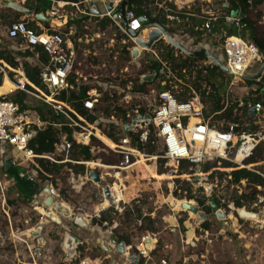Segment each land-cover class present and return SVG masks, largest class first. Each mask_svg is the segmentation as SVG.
I'll list each match as a JSON object with an SVG mask.
<instances>
[{
	"label": "rangeland",
	"instance_id": "rangeland-1",
	"mask_svg": "<svg viewBox=\"0 0 264 264\" xmlns=\"http://www.w3.org/2000/svg\"><path fill=\"white\" fill-rule=\"evenodd\" d=\"M154 2V5L150 7L157 6L159 9L168 11L167 4L172 3L177 10L190 9L194 13L193 16H199L198 18L216 17L218 21L226 15L222 13V5L227 4L226 0H188L185 4H178L175 0H155ZM54 8V18L65 17L68 22V25L59 32L64 33L72 42L76 52L78 63L76 69L81 71V79L76 88L83 85L87 86L89 95L98 101L95 118L104 120L105 117L113 115L119 122L120 115L117 112L114 113L113 110L115 105H119L125 112H129L135 105L147 112L152 110L157 102L155 94L160 89L157 81L145 86L146 93L144 95L130 93L131 88L135 85V80L147 73L144 67L149 59L153 60L152 56L148 52H142L140 57L133 59L130 53L125 54L124 49H131L133 42L112 24L101 28V22L97 19H81L79 18L81 13L71 10L70 7L59 9L57 5H54ZM257 10L262 13V29L264 30V2L257 7ZM23 19L22 15L14 19V14L9 18L10 21ZM1 23L3 26L8 24L7 21H0ZM209 33L203 37L199 48L208 50L223 65L224 61L220 51L221 43L219 42L220 35ZM176 35V42L187 49L185 37L180 34ZM10 44V42L2 41L0 51L3 49L16 55L14 50H9ZM152 48L155 49V46ZM20 52L24 53L25 50ZM16 59L20 63L25 60L19 55H16ZM197 67H202V63H197ZM261 78V83L264 84V74ZM185 79L188 81L187 90L174 85L173 92L175 94L182 92L184 97H188V95H192V82L194 81L193 77H186ZM225 84L224 102L226 106L235 102L243 105L245 99L250 98V96L253 97L250 94L259 88L257 84L248 85L245 80L234 81L227 74ZM30 87L36 93L33 86ZM202 87L204 88V85ZM152 90L154 94L151 93ZM194 93L197 95L195 91ZM108 94L115 96L112 101L105 103L103 101ZM124 96L129 97L127 100H120ZM35 99L33 94L28 95L27 103L31 105ZM108 105L107 114L104 109ZM206 108L207 106H205ZM103 125L99 120L97 130L103 131ZM102 141L106 143L104 140ZM154 148L160 152L161 146L156 143ZM105 152L95 151L93 155L100 153L106 155ZM12 155L17 158L14 153ZM150 156H158V154ZM135 157L138 161V157ZM141 159L136 165L125 171L114 170L112 167L115 166H106L111 167L108 170L84 166L81 176L85 177L90 171L95 172L101 181L98 186L90 182L80 184L78 181L72 180H69V185L63 180L52 181L40 176L34 168H27L26 164L18 161L15 167L21 168L24 175L35 172L33 181L40 187V191L30 203H23L17 197L13 183L7 178L3 179L0 175V264H78L80 259L87 257L99 260V264H117L121 262L120 258L112 255L107 258L108 255L102 251L99 243L105 242L109 233L117 241H119L118 235L127 234L131 236L132 248L138 254L135 239L145 232H149L153 236L152 238L156 240V248L149 255L151 261H148V264H156L161 259H165L169 264H264V224L254 222L256 217L250 221L241 220L237 215L239 209L228 208L231 198L235 194L239 195L247 187V184L245 181H241L239 184L231 186L229 182L224 183L222 180L232 171L239 169L235 167L223 168L220 166V162H216L213 171L225 175L221 179L216 176L220 181L217 179V190L214 189V193L211 192L208 185H205L206 188L210 189L211 198L214 197L213 199L217 201L218 206H222L218 208L224 216L222 220L217 219L211 211L204 212L196 204L194 200L201 197V194L195 191L194 184V188H192L193 202L198 210L203 211L207 216V220L199 221L196 224L194 215L180 213L178 212L180 209L174 210L175 205L172 199L180 202L186 200L185 198L174 197V190L183 188L182 181H200L202 176L194 174L195 178H189L188 174L178 175L177 167L174 164L170 170H165L163 167L161 176L164 177L161 178L157 174L159 159L156 161ZM134 160L135 158L132 159V161ZM88 163H98L105 166L101 164L100 159ZM251 165L255 167V170L264 174V170H260V167L264 166V162ZM115 173L120 174L118 179L124 185L127 195L131 194L130 199L126 200L128 202L125 209L135 208L139 210L141 226L135 224L136 220L133 221L137 217L135 213L133 217L124 218V211L119 215L114 210L108 215L110 222L103 223L100 227L92 224L93 212L100 205L99 200H101L99 197L95 198L94 195L97 194L99 186L112 185L116 182ZM45 186L51 190L54 204L64 207L67 214H75V216L85 220L87 228L77 229L68 223L67 218L56 214L52 207H46L43 204L44 199L48 196L43 191ZM115 189L116 187H114ZM258 190L262 191L261 189ZM176 193L179 195L180 191L178 190ZM258 198L264 199V189L263 195H258L255 202H249L240 209L257 215L264 212V202L258 204ZM205 205H207V201ZM45 214H49L57 220L51 222L45 218ZM205 224L208 225L207 228H203ZM65 233H69L82 243V245L73 247L76 254H73L71 260L63 248ZM188 233L192 236L188 237ZM140 257L143 263L147 259Z\"/></svg>",
	"mask_w": 264,
	"mask_h": 264
},
{
	"label": "built area",
	"instance_id": "built-area-1",
	"mask_svg": "<svg viewBox=\"0 0 264 264\" xmlns=\"http://www.w3.org/2000/svg\"><path fill=\"white\" fill-rule=\"evenodd\" d=\"M3 1H12L15 5L25 8V4L32 0H0V7ZM50 1L52 8V4L56 2V0ZM123 1L124 0H82L79 3H65V5L85 16L110 20L112 25L133 42V46H137L134 42V38L130 37L128 32L135 33L141 30L139 17L132 11L127 10V7L124 12L125 24L117 13H115L116 19H114L111 14V12L120 6ZM107 5H110L111 11L106 9ZM90 6L94 7L95 14L90 12ZM79 9H81V11H79ZM51 12L53 13V11ZM49 18H51V15H49ZM166 18L169 21H174L173 17ZM202 19L204 23L198 30L203 32H209L212 25L211 23L217 20L216 17ZM28 20H31L33 26L28 25L30 23ZM224 20L226 24L238 27L237 18L232 19L226 16ZM143 32L144 31H141L138 37L146 41L147 37ZM4 34L7 41L19 42L21 48L25 50L32 51L35 48H40L42 52L47 55L48 61L46 64L41 63L39 74V80L44 88V92L33 87L36 93L26 91V83H23L21 81L22 79L18 78L15 74L13 78H10V76L8 77L9 68L7 66H0V75L5 73L7 77L11 79L12 85L14 86L13 90H9L7 93L0 95V175L3 179L6 178V174L3 170L5 156L11 159L13 167L17 165L18 161H21L27 165V168H34L37 172L39 171L36 162L37 159H45L55 164L70 163L89 166L88 162H73L70 160L69 157L73 145L88 147L92 155L95 151H106V154L111 152L112 154L121 156L123 162L120 167H112L117 171L130 169L137 163L135 156L143 154L146 160L148 158H154L153 161L157 159L164 160L165 163L163 167L165 170H170L174 164L177 167L180 161L189 162L195 170L198 166L201 169V166L205 163L225 161L232 164L236 169L247 170L264 179V174L255 170L253 165L245 164V161L251 156L257 146H264V94L260 96L259 101L248 103L246 106V117L248 116V110L254 112V116L251 119L247 118L248 121L244 124L246 131H237L238 126L236 124L228 125L226 131L210 126V117L207 119L204 118V107L199 102L198 94L196 95L194 91H192V95H188L189 98L185 102H180L176 98L178 94H175L173 92V87L170 86L172 82L170 80L166 81L160 79H154V82L157 81L160 87L168 86L169 89L157 91L155 94L157 100L156 105L148 112L142 109V113L141 108L135 105L129 112L124 111L123 115L119 114V122L113 115L105 117L104 120L98 119L95 118L96 104L98 101L87 92V96L80 100L86 112V116L79 117L60 99L63 94L65 98H68V90H74V87L69 84V81L73 80L74 84L77 85L81 77V71L76 69L78 65L76 52L72 42L66 35L55 30V28L51 27L49 24L45 27L44 23L38 22L33 18L25 17L23 20H16L6 25L4 27ZM171 38L177 41L175 36ZM161 41L167 44L163 39H161ZM192 46L194 45L187 46L186 50L189 53H193L200 47L199 44L194 47ZM127 51L130 52V49H127ZM220 51L224 61L223 66L227 69L226 74L232 77L234 81H243L245 80L244 76L254 75L260 65L264 63L263 55L259 53L257 48L253 44L240 38H226L220 45ZM141 52H148L153 60H159L158 52L153 48L147 51L141 50ZM201 63L202 67H197V69L214 66L208 59ZM161 65L164 69L165 63H161ZM163 69L162 71H165V69ZM165 73H167L166 78L173 79V76H171L168 71H165ZM143 78L144 76H141L140 80H143ZM17 91L24 92L27 95L33 94L36 98L35 100L46 104L55 116H62L63 122L57 124L53 122H43L33 110L22 109L18 104L9 101L8 97L12 96ZM151 93L154 94L153 90ZM114 96V94L106 95L107 101H112ZM127 97L124 96L120 100H127ZM238 107H243L242 103H238ZM117 108L122 110L119 105H115L113 107L114 113L117 112ZM237 115L240 116L241 112ZM88 117H94L92 122L88 120ZM147 117H149L150 122L147 121ZM99 120L104 124L103 131L97 130ZM191 120H197V122L190 125ZM48 127L58 130V145L54 156L36 155L30 149L29 144L35 137L37 131H43ZM124 128H127V131H124ZM63 129H67L70 133L66 134ZM104 130H106V132H104ZM95 131H98V133L107 138L111 145H104L102 148L92 145V139L96 141L99 140L95 135ZM122 132L124 134H122ZM108 133H111L114 139L117 140L115 141L109 138ZM125 133H127V135H125ZM132 136L136 137L134 141L135 145L143 147L150 144L154 147L156 143L160 144L163 155L150 156L145 154V152H140L136 146H132ZM7 148H9L8 152L6 150ZM12 153H14L17 158L14 157ZM56 158H61V161H56ZM133 158H135V160L131 161ZM213 169L206 173L200 171L197 173L195 171L193 174L189 175V178H195L194 174L202 176V180L200 181L196 180L195 182H190L188 179V182H190L192 186L195 184V191L200 189L204 191L199 194H204L206 196L205 185H208L212 193H214V189L217 190L218 177L216 178V176H214L212 180L209 179L210 175L215 172ZM34 174L35 172L30 173V175L21 173L19 176L26 177L29 181H33ZM119 175V173H115L114 175L116 183H112L110 186L98 187V197L106 202L107 206H97L95 208L96 210L93 212V219L98 220L100 214L109 209H112V211L114 210V212L119 215L125 211L126 202L121 198L125 189L124 185L118 179ZM69 180L78 181L80 184L90 182L96 185L91 182L88 175L84 177L70 170H68V185ZM222 181L224 183L231 182V177L227 175ZM232 185L234 184H231V186ZM96 186H98V184ZM114 186L116 187V191H112ZM104 187L110 192V197L108 199L104 198L102 195V189ZM117 195L120 196V199H118ZM262 202H264V199H257L258 204ZM189 203H191L192 206H196L193 200ZM220 207L222 206H218V208ZM233 207V204L229 203L228 208L233 209ZM180 212L189 213L182 209H180ZM135 224L141 226V221L137 220ZM204 234H206V232H204ZM144 240L145 238H140L141 249L138 252L142 258H149V254L143 249ZM77 245H82V243L79 242L75 246ZM69 258L71 260L72 257ZM78 264H92V261L88 258H82L78 261ZM156 264L169 263L165 259H161Z\"/></svg>",
	"mask_w": 264,
	"mask_h": 264
},
{
	"label": "trees",
	"instance_id": "trees-1",
	"mask_svg": "<svg viewBox=\"0 0 264 264\" xmlns=\"http://www.w3.org/2000/svg\"><path fill=\"white\" fill-rule=\"evenodd\" d=\"M67 3H79L82 0H63ZM155 0H130L127 5V10L132 11L136 16L141 17L144 16L148 19L149 23L152 25H158L162 27L169 36L174 37L176 34H180L182 37L192 39V45H198L204 36L209 35V32L220 35L219 42L222 44L226 38L234 37L240 38L242 40L247 41L248 43L253 44L259 53L263 55L264 62V30L263 26V16L262 13L257 10V7L263 4L264 0H226L228 4V8H222L223 17H221L218 21L211 23V28L209 32L199 31V27L204 23L202 17L193 16L194 13L189 9H181L177 10L176 6L172 3L167 4L168 11H164L163 9H159L157 6L150 7L154 5ZM51 7L50 0H32L25 4V8L29 11H32L34 14H45L49 11ZM150 7V8H149ZM230 11H237V20L238 27L235 25H228L225 23L224 18L229 16ZM20 14L15 13L14 19H17ZM166 17H173L174 21L167 20ZM176 18V19H175ZM16 20L9 21V23L14 22ZM110 24L108 19H105L101 22V27L104 28ZM29 26H33V23H29ZM44 26L48 25L44 23ZM177 36V35H176ZM218 37V36H217ZM216 38V37H215ZM155 50L158 52L159 60H148L146 66L144 67L147 71L146 74L151 75L155 73L154 79L160 80H170L173 87L177 85L180 89L185 88L187 90L186 85L188 84L186 77H193L192 88L199 95V102L204 107L203 115L204 118L207 119L210 117L209 125L214 126L216 128L221 129L222 131H226L228 125L236 124L238 126L237 131H246L244 124L248 121V116L246 117V106L248 103H255L260 100V96L264 94V84L261 83V79L258 82L245 80L248 85L257 84L258 89L253 91L250 95V98L245 99L243 107H238V103L235 102L230 106H226L224 102V94L226 90V73H224L221 69L216 66L212 67H203L201 69L197 68V63L206 61V57L203 53H196L194 57L186 56L181 54L178 50H175L168 44H165L163 41L157 42L155 45ZM125 54L129 52L124 49ZM34 53L38 54V59L40 63L46 64L48 61V57L46 54L42 52L40 48H35L32 52L25 51L24 53H17L21 58H34ZM16 55L12 52H8L3 50L0 52V60H3L5 64H7L10 68L17 69L19 68V63L17 62ZM161 63H165V71H168L173 79L166 78V74L162 73V65ZM21 68L24 73L25 79L28 83L36 88L37 90L44 92V88L42 87L39 74L40 68L34 66L27 61H22ZM163 69V70H164ZM11 76V75H10ZM12 77V76H11ZM24 81L26 82V80ZM154 79L150 83L141 82V80H135V85L131 88V94H142L146 93L145 86L152 84ZM24 82V83H25ZM69 84L74 87V90H68L69 97L65 98L64 94L60 97L62 102H65L73 112L79 117H85L86 112L82 107L80 102L81 99H84L87 96L88 87L83 85L78 89L74 84L73 80L69 81ZM204 85V88L202 87ZM159 87V86H158ZM159 91L168 90L169 87H159ZM13 86L11 83L9 84L6 79L0 75V95L7 93L9 90H13ZM179 89V90H180ZM25 90L31 93H34V90L29 85H25ZM77 92V95H76ZM185 95L181 92L176 95V98L180 102H185L188 97H184ZM28 95L24 92L17 91L12 96L8 97V100L18 104L22 109H30L36 112L43 122H53L55 124L63 122L62 116H55L50 108L39 101H34L31 105L27 103ZM103 102H107L106 98ZM205 106L207 108L205 109ZM108 108L104 109V112L108 114ZM141 112L143 113L142 109ZM241 112V115L237 114ZM117 113L120 115L124 114V111L117 108ZM94 117L89 118L88 120L92 122ZM221 124V126H219ZM64 132L69 134L70 131L67 129ZM98 132V131H97ZM127 135V133H125ZM109 138L114 139L111 133H108ZM104 140V139H102ZM136 140L135 136H132L131 143L132 146H136V148L140 152H145L147 155L158 154V156L163 155V150L160 148V152L151 146L150 144L146 146L135 145L134 141ZM105 141V140H104ZM58 145V130L52 127H48L43 131H37L35 137L30 142L29 147L34 152V154L39 156H54L55 150ZM92 145L96 147L102 148L103 146L100 142L92 139ZM70 160L73 162H91L100 159L101 164L105 166H115L119 167L123 159L119 155L112 154L108 152L105 154L92 155L89 152V148L86 146H72L70 153ZM56 161H61V158H56ZM132 161V160H131ZM37 165L39 167V175L44 176L46 179L55 181V180H63V182H68V170L76 174H82L84 169L82 165L77 164H55L45 159H37ZM221 163V167L223 168H233V165L225 162V161H216ZM216 162L214 163H205L201 166L200 172L206 173L209 170L216 167ZM264 162V146L259 145L255 148L251 156L245 161V164H258ZM164 160H158V168L157 174H163V164ZM259 168V167H258ZM262 169V170H261ZM260 170H264V166L260 167ZM196 170L193 169L192 165L187 161L178 162L177 173L178 175H190L193 174ZM5 172V171H4ZM24 172L21 168L13 167L10 171L5 172L6 178L9 179L13 183V187L16 191L17 197L23 203H30L34 196H36L40 187L35 183V181H29L26 177H20L19 174ZM225 174L218 173L217 171L213 172L209 179H213L214 176H219L221 179ZM229 176L231 177V182L229 184L237 185L241 181H245L247 187L241 192V195L237 196L236 194L231 198V203L234 208L240 209L244 207L245 204L249 202H255L258 195H263L264 189V179L249 172L244 169H240L237 171H232ZM177 183L179 181H176ZM68 184V183H67ZM183 188H176L173 192L174 197H178V199L185 198L187 201L194 200L192 195V184L189 182L182 181ZM261 189L262 191L258 190ZM180 191L179 195H177V191ZM198 194L200 192H204L203 190H197ZM184 194V195H182ZM131 194L125 196V201L130 199ZM196 204L203 209L204 212H209L210 209L205 205L207 201V197L203 194L201 197H197L195 200ZM218 207L217 201H215ZM112 212V209L106 210L100 214V218L98 220L92 219V224L96 226H102L103 223L110 222L109 213ZM136 214L137 217L133 219V221L140 220V212L137 209H128L126 208L123 217H133V214ZM208 225H203V228H207ZM118 240L123 242L125 246H131V236L127 234L118 235ZM135 250L131 247V253L137 255L134 252ZM142 263V259H141Z\"/></svg>",
	"mask_w": 264,
	"mask_h": 264
},
{
	"label": "water",
	"instance_id": "water-1",
	"mask_svg": "<svg viewBox=\"0 0 264 264\" xmlns=\"http://www.w3.org/2000/svg\"><path fill=\"white\" fill-rule=\"evenodd\" d=\"M129 2H130V0H124L120 4V6H118L113 12H111L114 19H116L115 13H117L120 16V18L122 19L123 23L125 24L124 12H125V8L127 7ZM176 2L178 4L179 3L185 4L188 2V0H176ZM1 5L6 7V8L13 9V10L17 11L18 13L22 14L25 18H33L34 20L41 22V23H50L49 19H47L42 13L33 14L28 9H25L23 7L15 5L12 1H3ZM222 7L228 8V4H223ZM106 9L108 11H111L110 5H107ZM89 10L92 14H95V9L93 6H90ZM237 15H238L237 11H230V13H229V17H231L232 19H236ZM139 22L141 23V30L139 32H135V33L130 32V31L128 32L130 37L134 38V42L137 45V46H133L130 49V54H131V57L133 59H136L139 56V53L141 50H146V51L150 50L156 42L163 39L168 45H170L174 49L178 50L183 55L194 57V55L196 53H203L205 55V57L213 63L214 66L221 69L224 73H227V69L208 50L198 48L193 53H189L185 48H183L175 40H173L162 27H160L158 25L150 24L146 17H144V16L139 17ZM141 31H146V37H147L146 41H143L142 39H140L138 37V34ZM162 73H165V71H162ZM165 74H167V73H165ZM263 74H264V63L260 65L259 69L256 71V73L254 75H246V76H244V79L256 82L261 78V76ZM154 76H155V73H152L151 75L144 77L142 81L146 82V83H150L152 81V79L154 78ZM253 116H254V112L252 110H248V119H251ZM147 121L150 122L149 117H147ZM124 131H127V128H124ZM6 150L8 152L9 148H7ZM12 168H13V164L11 162V159L9 157L5 156L4 157V168H3V170L5 172H8ZM199 171H200V167L198 166L196 168V172L198 173ZM88 177L90 178L92 183H94L96 185L100 183V178L95 172L90 171L88 173ZM43 191H44V193H46L48 195L43 201V204L46 207H49V208L52 207L56 214H58L60 217L67 218L68 223L72 224L77 229L87 228V223L85 220L75 216V214H70V215L67 214V211L64 207H62L61 205L54 204L53 198L51 197V192L47 186L44 187ZM205 194L207 197V206L209 207L210 211L213 214H215L217 219H219V220L224 219V216L218 210V207H217L214 199L211 198V196H210V189L209 188L205 189ZM102 195L106 199H108L110 197V192L106 187H104L102 189ZM188 203H189L188 201H184L181 205V209L186 211V212H189L192 215H194L196 218L195 219L196 224H198L199 221L203 222V221L207 220V216L204 214L203 211L198 210V208L196 206H191ZM263 213L264 212L257 215V214H253V213H248L244 209H239L237 211L238 218L241 220L246 219L247 217H263ZM45 218L50 220V217L47 214L45 215ZM51 219H53V218H51ZM58 224H60V223H58ZM35 235H36V233H35ZM110 240H111V243L109 246L105 245L103 241L100 242L98 240V243L100 242L99 247L102 249V251L104 253H110L112 256H116V257L120 258V260H121L122 256H125V262L126 263L118 262L119 264H139V260H138L136 255H133L130 252L129 253L125 252L123 242L114 240L113 235H110ZM149 242L150 241L147 239L143 243V246H147L149 244ZM78 243H79L78 239H76L75 237H73L69 233H65L63 248L70 257H73V254H74L73 247ZM145 250L150 255L152 250L151 249L148 250L147 248H145Z\"/></svg>",
	"mask_w": 264,
	"mask_h": 264
},
{
	"label": "crops",
	"instance_id": "crops-1",
	"mask_svg": "<svg viewBox=\"0 0 264 264\" xmlns=\"http://www.w3.org/2000/svg\"><path fill=\"white\" fill-rule=\"evenodd\" d=\"M65 3H67V2H65V1H63V0H56V2H54L53 4H52V8L51 9H49V11H47L45 14H43L47 19H49V21H50V23H46L47 25L49 24L51 27H53V28H56L55 30H61V29H63V28H65L67 25H68V22H67V20L65 19V17H61V18H54L55 16V14H54V12H55V8H54V5H57L58 6V8L59 9H63V8H68L69 6H67V5H65ZM2 4V3H1ZM21 7V6H20ZM71 8V7H70ZM26 9V8H25ZM71 10H75V9H73V8H71ZM51 11H53V13L51 12ZM32 12V11H31ZM15 13H18L17 11H15V10H13V9H9V8H6V7H4V6H2L1 5V7H0V21H7V22H9L10 20H9V18H11L12 17V15L14 14L15 15ZM33 13V12H32ZM18 14H20V13H18ZM34 14V13H33ZM20 15H22V14H20ZM49 15H51V18H49ZM23 16V15H22ZM79 18H81V19H86V18H90V19H97L99 22H102V21H104L105 19H99V18H96V17H88V16H85V15H80V17ZM63 19L65 20L64 22V24L63 25H61V26H57L56 25V23L57 24H61V22H63ZM110 21V20H109ZM28 22H30L31 23V20H29ZM110 24H112V22L110 21ZM8 25V24H7ZM109 25V24H108ZM4 27L5 26H3L2 25V23L0 24V43L2 42V41H6V42H10V41H7L6 40V37H5V34H4ZM101 27V26H100ZM106 27V26H105ZM102 28V27H101ZM70 33V32H69ZM145 33V32H144ZM175 36V35H174ZM171 37V36H170ZM176 37V36H175ZM177 39V38H176ZM186 39V41H185V43H186V45L187 46H190V45H192V39H189V38H185ZM184 41V40H183ZM11 44H10V48H9V50L10 49H12V50H14L16 53H21L20 51L21 50H25L24 48H21V46H20V44H19V42H10ZM180 43H182V42H180ZM203 43V42H202ZM200 44V43H199ZM192 47H194V46H192ZM1 51H3V49L1 50ZM0 51V52H1ZM26 51V50H25ZM27 51H29V50H27ZM29 52H32V51H29ZM130 53V52H129ZM141 51H140V53H139V56L138 57H140L141 56ZM131 55V54H130ZM137 57V58H138ZM24 61H27L28 63H30V64H32V65H34V66H37L38 68H40L41 67V63H40V61H39V59H38V54H35L34 53V58L33 59H30V58H25V60ZM17 62H19V68H17V69H12V68H10L7 64H5V62L3 61V60H0V66L1 67H5V66H7L8 68H9V73H8V77L11 75L12 76V78H13V75L15 74L18 78H20V79H25V77H24V73H23V71H22V68H21V63H20V61L19 60H17ZM146 64H147V62H146ZM11 71H13L12 73H10ZM4 77L5 79H6V81L10 84H13L12 82H11V76H10V78H8L7 77V75L4 73V74H1V77ZM142 76H144V77H146V76H148V74H143ZM81 79V77L79 78V80ZM154 79V78H153ZM152 79V80H153ZM26 80V79H25ZM139 80H140V78H139ZM142 81V80H141ZM26 85H29V86H31L29 83H28V81L26 80ZM78 83H79V81H78ZM77 83V84H78ZM153 83H154V81H153ZM77 88H79V87H77ZM88 92H89V89H88ZM76 95H77V92H76ZM96 97V96H95ZM100 134V133H99ZM122 134H124L123 132H122ZM101 135V134H100ZM102 137H104L103 135H101ZM105 138V137H104ZM107 141H108V139L107 138H105ZM98 142H100V144L104 147V143L99 139V140H97ZM109 142V141H108ZM101 169V168H100ZM102 169H107V168H102ZM68 183V182H67ZM100 183H101V181H100ZM114 183H116V182H114ZM106 186H110V185H106ZM124 189H125V187H124ZM95 196V198H96V196L98 197V194H95L94 195ZM125 196H127V193H126V189L124 190V193H123V199H124V201H125ZM176 200H174V199H172V202L174 203ZM126 203L128 202V201H125ZM99 203H100V205H103V204H106V206H107V203L106 202H104L102 199L101 200H99ZM191 204V203H190ZM96 206V205H95ZM174 206V205H173ZM175 210V209H174ZM177 212V211H176ZM178 212H180V211H178ZM180 213H182V212H180ZM187 214V213H186ZM59 222V221H58ZM172 223H173V221H172ZM146 231V230H145ZM110 235H112V234H108V236L105 238L106 240H105V242H104V244L105 245H110V243H111V240H110ZM191 236H192V234H191ZM153 236H151V234H149V232H145V234H142L140 237H137L136 239H135V241L137 242L136 243V249H137V251H139L140 249H141V244H140V238H145V240H144V242L148 239L150 242H149V245H150V247H151V253L155 250V248H156V240L155 239H153L152 238ZM143 242V243H144ZM131 247H132V244H131V246H125V244H124V248H125V252H130L131 253ZM151 253H150V255H151ZM105 254H107L108 256H107V258H109V256L111 255L110 253H105ZM132 254V253H131ZM133 255H135V254H133ZM137 256V258H138V260H139V264H148L149 262L148 261H151L150 260V258H147L146 260H145V262L143 263H141V257L139 256V252H138V254L136 255ZM150 257V256H149ZM88 258V257H87ZM88 259H90L91 261H92V264H99L100 262H99V260H96V259H91V258H88ZM120 263H126L125 262V256H122L121 257V262ZM152 264H155V263H152Z\"/></svg>",
	"mask_w": 264,
	"mask_h": 264
},
{
	"label": "bare ground",
	"instance_id": "bare-ground-1",
	"mask_svg": "<svg viewBox=\"0 0 264 264\" xmlns=\"http://www.w3.org/2000/svg\"><path fill=\"white\" fill-rule=\"evenodd\" d=\"M176 1V0H175ZM65 22H64V19H63V22H61V24H57L56 23V25L57 26H61V25H63ZM145 32V33H144ZM143 33L144 34H146V31H144ZM23 83L25 82L24 81V79H22L21 80ZM12 85V84H11ZM13 86V85H12ZM13 88H14V86H13ZM197 122V120H191L190 121V125H193V124H195ZM95 135L98 137V139H104L105 140V142L106 143H104L102 140V142L105 144V145H108V146H110L111 144L104 138V137H102L97 131H95ZM137 157H138V161H137V163L140 161V160H142L141 158H145V156H143V155H141V154H138L137 155ZM149 160H154V158H148ZM148 160V161H149ZM136 163V164H137ZM135 164V165H136ZM89 165V167L90 168H107V170L108 169H110L109 167H106V166H102V165H100V164H98V163H89L88 164ZM158 176V175H157ZM160 177L162 178V177H164V176H161L160 175ZM165 177H168V176H165ZM155 178H157V177H155ZM168 179H170L169 177H168ZM115 187V186H114ZM114 187H113V189H112V191H116V189L114 190ZM117 197H118V199H120V196L119 195H117ZM121 198L123 199V195L121 196ZM124 200V199H123ZM184 202V201H183ZM183 202H180V201H175L174 202V207H175V210H178V209H181V205H182V203ZM189 205H191L190 203H188ZM102 207L104 206V207H106V204H103V205H101ZM192 206V205H191ZM46 215V214H45ZM49 217H50V220L52 221V222H55L57 219H55V217H52V216H50L49 214H47ZM51 218H53V219H51ZM259 218L260 217H256L255 219L253 218V217H247L245 220H250V219H254L253 221L255 222H258V223H263L264 224V213H263V217H261V219L259 220ZM190 233H188V237H190ZM145 248H147L148 250H150L151 249V247H150V245L148 244L147 246H144V248L143 249H145ZM146 251V250H145ZM147 252V251H146Z\"/></svg>",
	"mask_w": 264,
	"mask_h": 264
}]
</instances>
